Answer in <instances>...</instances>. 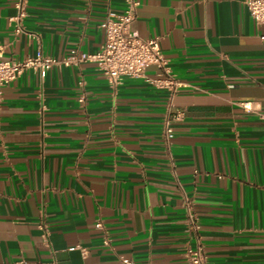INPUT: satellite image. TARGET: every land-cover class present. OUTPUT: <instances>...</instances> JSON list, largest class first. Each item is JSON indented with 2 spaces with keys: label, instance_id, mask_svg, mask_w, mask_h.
<instances>
[{
  "label": "crops",
  "instance_id": "obj_1",
  "mask_svg": "<svg viewBox=\"0 0 264 264\" xmlns=\"http://www.w3.org/2000/svg\"><path fill=\"white\" fill-rule=\"evenodd\" d=\"M16 1L0 0L13 61L95 53L124 9L26 0L19 20ZM139 2L132 29L182 82L172 137L165 88L113 87L93 61L25 69L0 92V264H186V199L209 264H264V28L245 0Z\"/></svg>",
  "mask_w": 264,
  "mask_h": 264
},
{
  "label": "built area",
  "instance_id": "obj_2",
  "mask_svg": "<svg viewBox=\"0 0 264 264\" xmlns=\"http://www.w3.org/2000/svg\"><path fill=\"white\" fill-rule=\"evenodd\" d=\"M139 0H124V9L120 13L110 14L102 23L104 29V40L101 48L95 53L71 51L63 58H55L42 53L29 57L23 61H13L1 58L2 47L0 45V92L2 88L17 79L21 73L28 68L39 72L41 78H45L47 71L55 65H78L86 61L96 62L99 69L108 82L116 87L126 77L143 78L153 85L165 88L169 91L168 109L164 122V137L168 141L172 137L173 123L183 116V111L175 108L174 97L182 86V82L176 74L168 67L167 60L161 50L159 40L156 37H140L132 29V22L136 17ZM245 4L254 18L255 22L264 28V0H245ZM17 19L25 16L26 0H17ZM18 31L21 28L17 29ZM264 39V32L262 35ZM158 68L155 77L149 76V67ZM246 109H250L247 103ZM260 118H264L260 114ZM187 223L195 234V242L188 245L185 251L186 264H209L205 247L199 236L200 225L198 217L192 210V205L186 199ZM42 228L43 225L41 226ZM96 227L104 229L102 221L96 222ZM105 243L107 240L105 239ZM83 249V254H86ZM126 264H132L128 259H123Z\"/></svg>",
  "mask_w": 264,
  "mask_h": 264
}]
</instances>
